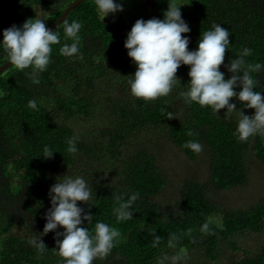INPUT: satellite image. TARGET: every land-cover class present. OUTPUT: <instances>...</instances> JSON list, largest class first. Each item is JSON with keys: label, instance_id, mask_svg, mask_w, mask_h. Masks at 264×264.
I'll list each match as a JSON object with an SVG mask.
<instances>
[{"label": "trees", "instance_id": "obj_1", "mask_svg": "<svg viewBox=\"0 0 264 264\" xmlns=\"http://www.w3.org/2000/svg\"><path fill=\"white\" fill-rule=\"evenodd\" d=\"M74 1L0 0V40L4 29L13 24L20 26L28 19L26 6L39 7L48 27ZM169 3L182 5V18L191 29L182 34L190 37L189 50L197 49L201 33L216 23L231 33L224 64L244 47L253 50L246 58L249 64H264V0H155L152 18L162 20ZM73 20L82 24L80 54L78 58H66L59 48L64 42L71 43L64 40L63 27ZM131 27L125 32L101 21L94 0H85L54 29L60 34L61 44L52 46L51 61L39 74V84L26 74L30 69L21 72L12 66L0 74V264H59L60 257L54 251L55 232L43 234L45 204L50 203L48 192L57 182L53 172L59 166L83 175L92 188L93 204L84 202L79 206L93 215V221L89 225L84 221L82 226L92 231L95 222L102 221L121 233L111 255L95 264H156L158 257L181 249L185 256L201 249L214 261L226 242L238 249L233 237L264 231V197L241 210L228 209L210 196L212 191L246 184V154L252 151L264 164V137L256 135L247 142H238L233 135L236 112L225 116L226 109H221L216 116L209 108L186 104L179 95L190 79L186 65L177 70L178 80L167 97L149 103L131 97L128 81L136 67L124 47ZM6 62V54L0 50V65ZM220 70L225 79L230 77L224 65ZM252 75L256 90L264 91V70ZM31 99L37 101V110L28 108ZM230 102L241 108L235 98ZM182 107L185 113L177 119ZM97 110L105 114V119L92 126L90 132L95 137L87 138L69 124L74 118H91ZM244 112L251 115L254 109ZM169 114L173 117L168 118ZM159 126L191 160L200 153L181 147L188 140L198 141L210 153L209 179L187 180L181 199L169 209L154 200L168 182L157 157L141 146L130 157L125 148L132 133ZM189 130L192 136L187 134ZM73 135L79 137L75 154L66 151V141ZM46 145L55 151L50 159L41 157ZM106 171L113 173L112 181ZM133 192L139 193L133 204V219L117 223L114 197L127 199ZM17 211H25L31 219L14 217ZM205 223L209 230L201 231ZM153 232L161 237L156 248L152 247ZM170 234L179 237L176 248L167 246ZM35 237L46 245L43 253L29 244ZM227 264H264V245L256 254Z\"/></svg>", "mask_w": 264, "mask_h": 264}, {"label": "clouds", "instance_id": "obj_2", "mask_svg": "<svg viewBox=\"0 0 264 264\" xmlns=\"http://www.w3.org/2000/svg\"><path fill=\"white\" fill-rule=\"evenodd\" d=\"M95 10L101 21L109 14L123 11V5L116 0H94ZM181 6L169 3L164 12V18L138 19L127 33L124 47L131 58L136 71L128 81L130 95L145 103L153 102L160 97H167L178 80L176 73L182 66H189L186 90L179 93L183 101L197 104L201 108H209L219 116L221 109H226L225 116L236 112L238 119L233 135L238 142L244 143L250 137L259 135L264 137V91L256 90V81L252 73L264 70V64H249L247 57L253 50L244 47L235 58H230L224 64L225 53L230 49V31L221 24L214 23L209 30L203 31L195 50H189L190 37L182 35L190 33L188 23L182 18ZM82 24L78 20L65 22L63 27L64 40L71 43L61 44V37L57 30L46 26L41 18H29L22 25L12 26L3 30L0 40V50L6 54L11 66L24 72L33 83L39 84V74L46 71L51 61L52 46L61 44L59 52L66 58L79 57L80 30ZM224 65L230 77L225 79V73L220 70ZM237 89H239L237 91ZM235 98L240 102H230ZM28 108L38 109L35 99L28 101ZM244 109H254L247 115ZM173 116L169 114L168 118ZM192 136L191 130L187 133ZM79 137L73 135L66 141L68 153L78 152ZM195 154L203 150V146L196 140H188L181 146ZM54 150L44 146L41 157L50 159ZM50 208L45 213L46 223L43 234L55 232V253L60 257L59 264H95L111 255L113 248L119 242L121 233L109 224L96 221L94 229L82 226L84 221L88 225L93 221V215L78 206V202L93 204V191L88 182L81 176L65 175L58 177L48 192ZM118 206L113 209L117 223L133 219V204L139 199V193L133 192L125 199L116 196ZM62 228L63 231H57ZM209 225L201 226V231H208ZM152 247L156 248L161 237L152 234ZM62 237V239H61ZM179 237L170 234L167 242L169 248H176ZM37 252L43 253L46 245L40 237L29 240ZM156 264H185V253L181 249L171 256H161Z\"/></svg>", "mask_w": 264, "mask_h": 264}, {"label": "rangeland", "instance_id": "obj_3", "mask_svg": "<svg viewBox=\"0 0 264 264\" xmlns=\"http://www.w3.org/2000/svg\"><path fill=\"white\" fill-rule=\"evenodd\" d=\"M178 1L181 2L182 0ZM116 2L123 5V11L109 14V16L105 17L104 21L121 31H128L131 25H134L138 19L148 20L152 18L155 0H116ZM25 9L28 19L36 17L43 19L44 17L45 13L39 7L26 6ZM116 94L117 91L113 95L115 96ZM1 95L2 91L0 90ZM184 113L185 109L182 107L178 112L177 119H181ZM103 119H105V114L97 110L91 118H74L69 121V124L85 137L92 138L95 137L90 132L92 126L100 125ZM139 146L147 148L157 157V163L168 180L162 191L154 198L156 203L166 209L173 208L172 206H175L181 199L183 187L187 180L206 181L209 179V149L204 147L199 156L195 160H191L166 137L164 127L145 128L132 133L130 138L127 137V147L125 148L130 157L136 154L140 149ZM245 161L249 175L246 184L233 189L212 191L210 196L213 201L222 204L228 209L244 210L252 207L264 197V164L255 157L252 151L246 154ZM53 174H56L55 176L57 177L69 175L73 178L77 176L84 178L83 175H78L74 170L63 166L54 168ZM106 176L112 181L114 175L111 171H106ZM20 198L23 199V197H19L18 199ZM81 203L84 202H78V206ZM45 206L48 210L51 205L50 203H46ZM24 212L17 211V214L14 212V217L19 215L24 219H31L30 214ZM232 239L238 249H233L232 245L226 242L221 247L219 258L214 261L208 259L203 250L196 249L191 254L185 256V264H227L232 260L240 259L247 255H254L264 245V231L261 233L244 232ZM171 255L173 254L171 253Z\"/></svg>", "mask_w": 264, "mask_h": 264}, {"label": "water", "instance_id": "obj_4", "mask_svg": "<svg viewBox=\"0 0 264 264\" xmlns=\"http://www.w3.org/2000/svg\"><path fill=\"white\" fill-rule=\"evenodd\" d=\"M85 0H75L73 3H71L64 11V13L61 15L59 19H57L53 24L48 26V28L54 30L57 26H59L68 16L70 11L74 8H76L78 5L83 3ZM11 67V64L8 63V61L2 65H0V74L4 72L5 70L9 69Z\"/></svg>", "mask_w": 264, "mask_h": 264}]
</instances>
